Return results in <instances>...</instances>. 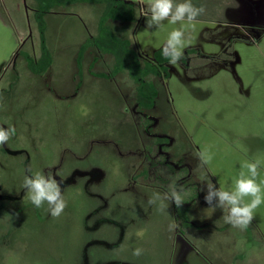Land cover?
<instances>
[{"label":"rangeland","instance_id":"rangeland-1","mask_svg":"<svg viewBox=\"0 0 264 264\" xmlns=\"http://www.w3.org/2000/svg\"><path fill=\"white\" fill-rule=\"evenodd\" d=\"M126 1L135 5L136 19L109 24L140 60L164 56L175 29L188 37L181 59L165 64L168 73L150 76L159 89L160 110L152 115L166 121L158 131L163 138L170 134L172 153L169 168L163 163L155 169L181 174L180 179L197 175L205 189L212 184L231 190L241 165L259 162L257 182H264V0H192L205 9L203 14L191 24L164 21L163 29L147 28L149 0ZM37 5V0H0V128H15V135L0 144V264H161L157 255L166 244L157 243L155 235L165 231L169 236V210H154L148 204L154 195L145 196V179L138 177L133 185L128 176L149 168L148 147L158 159L164 155L153 144L158 138L147 137L142 127V143L125 151L137 141L130 125L143 121L133 106L127 109L135 84L126 73L110 80L98 77L110 74L114 60L97 50L87 54L85 77L76 73L74 57L86 38L99 34L104 6L74 3L48 14L55 62L40 77L25 60L26 54L38 59L42 53ZM92 58L99 63L95 68H90ZM114 142L120 145L117 152L124 150L121 161L112 151ZM201 151L212 156L202 168ZM37 172L51 174L61 188L66 208L58 218L47 204L36 208L24 198V177ZM170 184L160 188L169 191ZM99 189L111 197L104 199L106 206H99ZM256 213L264 229V203ZM135 248L144 250L140 257L133 256Z\"/></svg>","mask_w":264,"mask_h":264},{"label":"trees","instance_id":"trees-1","mask_svg":"<svg viewBox=\"0 0 264 264\" xmlns=\"http://www.w3.org/2000/svg\"><path fill=\"white\" fill-rule=\"evenodd\" d=\"M37 3L38 5L34 20L38 26L40 33L39 37L41 41L42 53L38 59L32 57L29 54L25 55V60L31 73L42 77L47 72H49L55 62V58L52 55L53 52L48 45V23L46 21L48 14H50L54 8L58 6L64 7L74 3H94L103 5L104 11L102 19L99 23V34L96 37L86 38L83 41L79 52L74 57L78 68V71H76L77 76L81 79L85 77L84 62L86 60L87 54L91 55L93 50L99 51L101 55L109 54L110 56H112L114 64L111 72H109L110 74L100 72L98 74V77L100 76L101 78L110 80V78L115 79L120 74L126 73L134 82V86L136 89L135 100L129 103L127 101V109H129L130 104H132L134 109L143 118V121L141 123L139 121L138 123H136L135 121V123H133L134 126L130 125V128L128 127L130 135L137 141H135L132 147H129V149H126L125 151L130 152L132 149L137 148L140 142L142 143V140L140 141V137L142 134L141 132H138V127H142V129L144 130L143 132H145L147 137L153 138L154 136V139L158 138L159 141L157 143L159 144V146L165 145L168 139L167 137H161V134L158 131V127L162 126V124H165V120L160 118V114H157L155 116L152 115V109L156 107V102L159 96V89L157 88L155 83L150 80V76H162L163 72L167 74L168 68H166L165 64L169 62V59L165 56H161L160 52L154 56L153 60H140V55L136 51H134L127 38H124L115 33L109 24L110 21H134L136 19L135 5L133 3H129L126 0H37ZM96 64H99L98 60L92 58L90 62V68H95ZM90 72L94 73L92 71ZM80 86H82L81 82L79 83L78 87ZM118 139L120 138L118 137ZM114 145L116 146V149L113 150L115 147L113 146L112 151H114V153L117 155L116 160L121 161V158H123L122 154L124 153V150L120 149L118 150L119 152H117V147L120 146L119 142H114ZM105 149H107V146L105 147ZM124 171L130 173L128 170ZM128 176L131 177L130 180L135 179V176ZM143 176H146V174L142 175V177ZM183 182L185 184L187 181ZM98 192H101L98 193L101 197L99 206L101 204L103 206H106L105 202L109 199L110 196H106V191L104 192V190L102 189H100V191ZM105 198L106 200H104Z\"/></svg>","mask_w":264,"mask_h":264},{"label":"crops","instance_id":"crops-1","mask_svg":"<svg viewBox=\"0 0 264 264\" xmlns=\"http://www.w3.org/2000/svg\"><path fill=\"white\" fill-rule=\"evenodd\" d=\"M162 176L164 175L158 173H153L151 176L147 172L146 176L142 177V174L139 175L138 173L135 179L130 180L135 185L138 184V177L145 179V183L142 184L147 186L146 199L149 198V193L152 195L158 193L161 196L168 193L170 190L164 191L160 188L170 184L164 183L165 180H174L175 183L170 185H175L178 191L183 189L189 193L184 198L180 208H177L174 202L162 201L166 205L163 212L169 210L166 224L168 226L175 225V227L169 231V236L167 233L165 235V231L161 233L162 236L155 235L157 243L166 244V251L157 255V263L252 264L255 262V264H259L260 260H264V249L259 250L256 245V242L264 245V229L260 227L259 212L254 214L252 222L246 229L234 228L222 219L223 210L211 209V206L206 203L204 199L206 185L202 179L197 178V176L193 179H180L181 176L175 174H169L166 178ZM157 180L161 181V184L158 185ZM177 180L187 182L176 184ZM159 205L160 201L151 207L161 211ZM156 215L159 218L163 217L161 214L156 213ZM159 224L161 227L162 223ZM168 230L169 228H167V232Z\"/></svg>","mask_w":264,"mask_h":264},{"label":"clouds","instance_id":"clouds-1","mask_svg":"<svg viewBox=\"0 0 264 264\" xmlns=\"http://www.w3.org/2000/svg\"><path fill=\"white\" fill-rule=\"evenodd\" d=\"M148 10L150 12V18L146 20L148 29L153 27L163 29L164 21H168L170 24L187 21L191 24L205 11L203 7H195L192 0H183L179 3L175 0H149ZM187 42L188 37L182 28L171 31L163 47V55L172 64H176L181 59V50ZM12 135H15L14 127L0 128V144H5ZM197 157L201 168L212 160V156L203 151L198 152ZM259 166V162L243 163L238 178L233 181L231 190L217 188L212 184L207 185L204 197L206 203L211 206V209L223 210L222 219L234 228L246 229L254 218L255 210L264 203V189L261 187V183L264 182H257ZM23 188L26 190L24 198L27 201L36 208H41L47 204L48 210L54 218H58L66 208L61 188L51 174L45 176L37 172L34 175L25 176ZM188 194L187 191L183 189L178 191L175 185H170L168 193L163 196L158 193L155 194L149 198L148 204L157 205L158 201L167 200L174 202L177 208H180ZM246 198L248 202H246ZM159 208L163 211L165 205L160 203ZM174 227L175 225H169L170 230ZM143 251L142 248H135L132 254L140 257Z\"/></svg>","mask_w":264,"mask_h":264},{"label":"flooded vegetation","instance_id":"flooded-vegetation-1","mask_svg":"<svg viewBox=\"0 0 264 264\" xmlns=\"http://www.w3.org/2000/svg\"><path fill=\"white\" fill-rule=\"evenodd\" d=\"M114 22V21H113ZM154 83H156L154 80H152ZM157 84V83H156ZM135 97L136 96H134V99L133 100H135ZM126 101V100H125ZM127 102V101H126ZM129 102H132V101H128V103ZM130 107H132V104H130V106H129V108ZM157 110H160L159 109V104L156 102V107L155 108H153L152 109V111H157ZM161 113H163V112H161ZM163 115V114H162ZM164 117V116H163ZM165 119V118H164ZM166 122V121H165ZM159 127H161V126H159ZM163 128V127H162ZM162 134V133H161ZM166 137H169L170 138V134L169 133H166ZM159 140L158 139H156V141H154L153 142V144L154 145H159L157 142H158ZM170 140L168 139L167 141H166V143H165V145H162V146H160V148H161V150H162V152H163V154L164 155H162V156H159V157H161V159H158V157H156V155L154 156L153 155V152H154V150L152 149V147H148V148H150V150H149V155L151 156V161H150V163L149 162H147V166H149V168H146L142 173H144V174H147V172H152V171H154V170H156V172H155V174L156 173H158L159 175H164V176H162V177H164V178H166L167 176H169V174L171 173H169V174H166V173H161L160 171H158L157 169H155V167H158L159 168V166L161 165V164H165L166 166L165 167H168L169 168V162H168V159H171V152H170V149H169V146H170ZM143 145V144H142ZM170 152V153H169ZM171 155V156H170ZM183 160H185V162H188L189 161V159H185V158H180V159H176L175 158V161L176 162H178V163H181ZM188 165H190V162H189V164ZM142 166H143V163H142ZM194 166V165H193ZM152 167H154L153 168V170L151 171L150 169L152 168ZM162 171L164 170V169H161ZM135 171H139V166H137V169L135 170ZM140 172V171H139ZM144 174H142V175H144ZM172 174H174V173H172ZM179 175H181V174H179ZM195 176H197V175H188V176H185V177H183V178H189V179H193V177H195ZM167 181H169V180H167ZM166 180H165V182H167ZM161 182V181H160ZM164 182V183H165ZM98 191H100V189L98 190Z\"/></svg>","mask_w":264,"mask_h":264}]
</instances>
